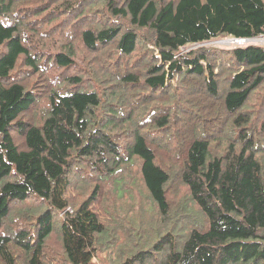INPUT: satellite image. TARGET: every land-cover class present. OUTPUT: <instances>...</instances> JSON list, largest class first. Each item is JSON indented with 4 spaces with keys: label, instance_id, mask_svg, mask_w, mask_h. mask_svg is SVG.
<instances>
[{
    "label": "trees",
    "instance_id": "16d2710c",
    "mask_svg": "<svg viewBox=\"0 0 264 264\" xmlns=\"http://www.w3.org/2000/svg\"><path fill=\"white\" fill-rule=\"evenodd\" d=\"M260 38L264 0H0V264H264Z\"/></svg>",
    "mask_w": 264,
    "mask_h": 264
},
{
    "label": "rangeland",
    "instance_id": "374dc122",
    "mask_svg": "<svg viewBox=\"0 0 264 264\" xmlns=\"http://www.w3.org/2000/svg\"><path fill=\"white\" fill-rule=\"evenodd\" d=\"M264 39H262V38H260L259 40H257V41H263ZM229 43H231V42H229ZM229 43H222V44H229Z\"/></svg>",
    "mask_w": 264,
    "mask_h": 264
},
{
    "label": "bare ground",
    "instance_id": "6f19581e",
    "mask_svg": "<svg viewBox=\"0 0 264 264\" xmlns=\"http://www.w3.org/2000/svg\"><path fill=\"white\" fill-rule=\"evenodd\" d=\"M220 42H226V43H229L230 41H229V40H225V41H220Z\"/></svg>",
    "mask_w": 264,
    "mask_h": 264
}]
</instances>
